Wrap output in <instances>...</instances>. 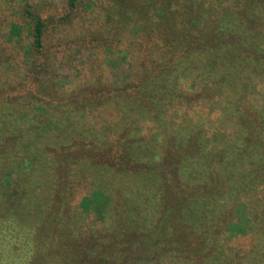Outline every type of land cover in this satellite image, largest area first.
<instances>
[{
	"label": "trees",
	"instance_id": "1",
	"mask_svg": "<svg viewBox=\"0 0 264 264\" xmlns=\"http://www.w3.org/2000/svg\"><path fill=\"white\" fill-rule=\"evenodd\" d=\"M12 1L0 7V164L27 171L0 220V256L26 248L0 263H32L27 232L41 220H21L43 211L40 250L50 247L38 264H264V0ZM64 43H98L127 67L120 88L101 92L114 95L102 110L74 107L81 94L61 86ZM96 112L125 130L108 137L127 163L113 161L116 188V178L96 181L112 193L97 191L109 203L88 224L77 214L89 211V197L79 199L99 150L87 143L102 147ZM129 177L140 195L123 186ZM60 185L58 211L36 200ZM4 192L0 184V200ZM240 206L247 228L229 235ZM55 230L79 235L75 248L57 249Z\"/></svg>",
	"mask_w": 264,
	"mask_h": 264
},
{
	"label": "rangeland",
	"instance_id": "2",
	"mask_svg": "<svg viewBox=\"0 0 264 264\" xmlns=\"http://www.w3.org/2000/svg\"><path fill=\"white\" fill-rule=\"evenodd\" d=\"M59 3H62L64 0H55ZM16 6V3H14L12 0H0V7L6 8V7H12ZM79 36L81 37L82 34L79 33ZM96 45L87 46L84 44H77V45H67L66 43L62 44L60 48H57L56 51L58 52V65H57V72L60 76L62 82V87H69L70 89L65 91L68 92H75L77 94H81L79 97V100H75V106L74 107H80L79 105L83 106L84 102L91 107H94L93 103H95V107L93 108L92 112L96 110V108H99V110H102L100 107L101 103L110 102L114 100V95L111 94L104 96L103 93H101L105 88H108L110 86V83L114 85V87H119L123 85L125 81V75L128 73V69L126 66H120L115 65L111 61V57L106 54L105 48ZM93 47V48H91ZM57 55V54H55ZM56 58V56H55ZM101 78V82L98 81V79ZM71 83V84H70ZM92 94V96L90 95ZM86 97V98H85ZM136 98V96H135ZM85 99V100H84ZM125 102H129L125 100ZM41 108V107H40ZM21 111L17 115L19 118ZM27 112H25L26 115ZM28 116V115H27ZM31 117V116H29ZM103 113L96 112L95 118L96 122L99 124V126L103 127V140L101 141V145L97 144L98 142L90 141L87 143V145L95 146L99 150L96 152V160L94 162V165L90 167L91 170H93L90 175V177L85 180L87 188L82 192L81 199H79L80 203L85 197H89L88 202L85 204V208H88L87 212L83 211L82 209L81 213L77 214V219L82 221V223L87 222L88 224H92V221H88V217L90 213H96V214H103L106 211V208L108 206L109 200L104 194H100L99 190L105 192L107 195L112 193L110 190L106 189V187L102 184H100L104 178H110L115 179L118 181L117 184L113 183L112 188H116V185L120 184V178L119 173L116 172V168H114L115 164L113 161L119 159L118 164L121 169H124L126 166H124L127 159L125 158V152H123L122 147H116L113 148V142H110V138L108 135L110 134V131L113 129L112 122H109V120H106V118ZM111 121V120H110ZM154 129H155V125ZM113 134L116 137L122 136L125 133V130L122 131L119 129V125L113 129ZM154 131V130H153ZM137 136H140L139 133H137ZM118 145V144H117ZM114 145V146H117ZM86 151H89L86 149ZM102 152V153H100ZM122 153V154H121ZM103 154L104 158L101 159L100 155ZM134 158L131 162V164H134ZM127 163V162H126ZM26 164L22 163H4L0 164V184L2 185V188L6 190L4 192V195L2 196L0 200V220L3 216L8 215V209L11 208L10 195L15 194L16 190L25 183L23 179V174L27 171L26 168H24ZM111 166V168L109 167ZM83 167H89L84 166ZM95 167V168H93ZM97 169H99V172H96ZM93 173V174H92ZM113 175V178L111 177ZM99 180L100 183H96V181ZM122 184L123 186L126 185L130 186L132 189L135 190V194L143 191L142 186L140 185V182L136 178H134V182L131 181V177L125 180L123 178ZM95 182L96 184H93ZM69 183V191L73 189V192L76 194V186L73 181H68ZM83 183V181H80V184ZM16 189V190H15ZM23 192L27 191L25 188H21ZM32 189H35L34 187ZM62 185L57 187V190L54 191V194H51L47 190H39L40 195H36V200L41 201L44 208L51 205L52 208L56 207L57 210V203H59L61 200L65 201L67 191H61ZM142 194V193H141ZM76 196V195H73ZM70 203V201H67ZM63 204V203H62ZM67 204V203H66ZM81 205V204H80ZM40 206V203L37 205ZM58 211V210H57ZM83 212L85 215H83ZM71 213H73V210L71 209ZM75 214V213H73ZM33 216H23L22 222L25 223L26 226H29L32 228V225L35 224L34 222L41 220L40 226L37 228V232L31 231L27 232L26 239L33 244L34 250H35V256L32 258L31 264H38L40 261L46 257L48 253V249L50 246L46 248V250H40L41 245L43 244V232H48L50 229L43 226L45 223V219L42 217H47L48 214L44 213L42 211L41 214H38L35 216L34 213H32ZM100 217V216H99ZM43 221V222H42ZM72 223H75L72 221ZM77 224V223H76ZM37 225V224H36ZM248 225V220L246 216V211L244 207L240 206L236 212V215L233 219V222L230 224L228 228L229 235H234L237 233L242 232V230L246 229ZM54 232L57 233V240L59 239L58 235L61 234L60 230H55ZM37 234L36 236H34ZM76 237V238H75ZM79 235H75L74 238H60L55 244V247L57 249H66L68 251L69 248H75L76 241L79 239ZM22 242L14 244L11 248L8 249L10 253L17 254L21 249L25 250V248L21 247ZM18 248L19 250L16 251L14 248ZM6 249L3 250V255L0 256V260L3 263L4 257L7 256ZM8 252V253H9ZM11 259L16 262V258L11 256ZM1 264V263H0Z\"/></svg>",
	"mask_w": 264,
	"mask_h": 264
}]
</instances>
